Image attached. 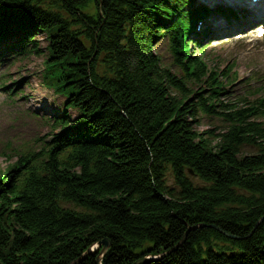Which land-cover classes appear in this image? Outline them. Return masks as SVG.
Wrapping results in <instances>:
<instances>
[{
    "label": "trees",
    "instance_id": "trees-1",
    "mask_svg": "<svg viewBox=\"0 0 264 264\" xmlns=\"http://www.w3.org/2000/svg\"><path fill=\"white\" fill-rule=\"evenodd\" d=\"M182 6L0 0V48L40 53L34 37L45 34L44 82L77 110L0 176V264H98L90 248L104 240L103 264L161 254L156 264H264V147L241 148L264 138L262 127L237 111L213 141L191 119L212 108L174 94L186 88L153 50L169 36L180 64L205 71L185 63L186 18L168 27Z\"/></svg>",
    "mask_w": 264,
    "mask_h": 264
},
{
    "label": "rangeland",
    "instance_id": "rangeland-1",
    "mask_svg": "<svg viewBox=\"0 0 264 264\" xmlns=\"http://www.w3.org/2000/svg\"><path fill=\"white\" fill-rule=\"evenodd\" d=\"M93 3L94 1H91L90 5ZM89 8L87 7L86 10ZM212 22L217 24L221 21L216 18ZM232 34L230 37H219L210 43L211 50L207 60L213 72L220 71L219 82L222 81L221 85L225 88L219 95L221 99L219 101L222 103L238 102L234 104L236 106L232 108L233 110L251 107L259 98L264 97V90L260 89L264 84V42H249V38L244 36L239 41L246 42V46L242 43L235 44L233 42L235 33ZM47 45V39L40 40L41 55L31 54L15 58L10 63L0 62V75H2L0 77V174L15 162L20 154L30 149L42 148L52 130L54 115L65 113L63 111L64 97L46 87L42 81L44 61L48 55ZM155 50L162 55V65L172 68L173 59L167 43L159 46V49L156 47ZM231 62L237 66L234 73L241 79L234 84H231L226 70ZM173 71L181 75V71L175 65ZM253 71L258 73L260 80L249 84ZM20 79L22 81L19 85L12 83ZM5 86L15 89L18 93L10 95L6 92L9 89H4ZM188 87L190 90L187 89L184 93H180L177 89H174L173 93L190 96L189 99L193 100L191 104L198 103L201 98L195 95L196 92H202L204 98L210 95L211 86L204 79L191 81ZM67 112L71 115L75 114L72 108L67 109ZM191 119L196 128L204 134L209 131H213L214 135L223 134L230 125L218 114L202 113L198 107L194 111V118L191 116ZM249 120L260 123L264 134V114L254 115ZM257 137V142H255L257 144L243 147L244 155H256L259 152L258 144L264 145V138ZM212 140L218 141L213 137ZM168 184L176 186L170 177Z\"/></svg>",
    "mask_w": 264,
    "mask_h": 264
},
{
    "label": "bare ground",
    "instance_id": "bare-ground-1",
    "mask_svg": "<svg viewBox=\"0 0 264 264\" xmlns=\"http://www.w3.org/2000/svg\"><path fill=\"white\" fill-rule=\"evenodd\" d=\"M207 82V81H206ZM208 84H211L210 82H208ZM211 86V85H210ZM202 92H199V93H197L196 94V96L198 95V94H200V97L202 96V94H201ZM219 100H221L218 96H217V91H216V89L214 88L213 89V87H211V91H210V95L206 98V100H205V102H206V104L208 105V106H210L211 108H212V111H213V114H218L220 117H221V119L222 120H224V121H227L226 119H225V116H226V114H227V112H228V108H227V106L225 105V103H222V102H220ZM228 122V121H227ZM229 130V129H228ZM228 130L227 131H225L223 134H218V135H214V133H213V131H209L208 133H210V136H211V138L213 137V138H216L218 141L221 139V137L225 134V133H227L228 132ZM252 144V142H248V141H246V142H244L243 144H242V146H241V148L243 149V147H247V146H250ZM103 251V250H102Z\"/></svg>",
    "mask_w": 264,
    "mask_h": 264
},
{
    "label": "water",
    "instance_id": "water-1",
    "mask_svg": "<svg viewBox=\"0 0 264 264\" xmlns=\"http://www.w3.org/2000/svg\"><path fill=\"white\" fill-rule=\"evenodd\" d=\"M99 245H103L104 249L102 251V254L98 257L97 262L98 264H100L105 252L107 251V249L110 247V242L108 240H104L103 242H99Z\"/></svg>",
    "mask_w": 264,
    "mask_h": 264
},
{
    "label": "snow or ice",
    "instance_id": "snow-or-ice-1",
    "mask_svg": "<svg viewBox=\"0 0 264 264\" xmlns=\"http://www.w3.org/2000/svg\"><path fill=\"white\" fill-rule=\"evenodd\" d=\"M261 34L264 35V32H262Z\"/></svg>",
    "mask_w": 264,
    "mask_h": 264
}]
</instances>
